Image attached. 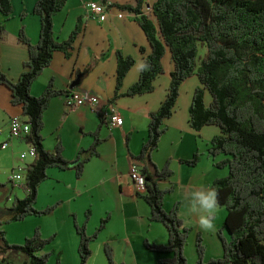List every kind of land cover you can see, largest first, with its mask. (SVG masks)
<instances>
[{
  "label": "trees",
  "instance_id": "1",
  "mask_svg": "<svg viewBox=\"0 0 264 264\" xmlns=\"http://www.w3.org/2000/svg\"><path fill=\"white\" fill-rule=\"evenodd\" d=\"M67 2L39 0L35 5L34 13L41 20V37L38 43H33L25 26L20 29L19 42L28 48L30 57L18 80H12L3 71L0 54V86L10 90L13 105L22 107L23 115L31 124L26 138L37 151V157L23 172L26 196L16 197L9 208L12 220L52 212V206L42 210L36 207L39 186L47 179V170L51 167L74 168L80 176L89 159H66L61 143L56 151L44 146V113L54 96L67 91L56 89L50 82L41 95L32 94L34 82L52 64L55 53L62 51L70 56L74 48L80 28L63 41L56 38L54 31V17ZM147 3V0H137L136 4H117L118 8L135 14V21L144 30L151 47L149 53L141 47L144 63L140 77L125 94L136 96L154 92L157 79L166 73L164 61L167 55L173 65L166 98L158 110L150 113L149 138L140 157H150L154 172L144 169L147 192L139 194L151 207V221L166 226L169 241L163 245L145 240V245L151 251L171 253V257L160 261L161 264H189L186 246L192 228L184 225L179 203L169 211L164 208V199L174 187L163 189L159 185V181L174 175L172 160L168 159L160 168L151 159V154L159 150L167 131L166 122L177 110L183 83L196 75L200 86L193 94L189 121L196 130L205 126L219 128L210 153L214 157L227 155L217 165L228 167L229 174L217 178L213 184L218 204L228 210L224 225L217 232L223 254L207 259V247L203 235L199 234L195 264H264V0H154L152 5L148 3L153 18L144 12ZM0 12L10 16L14 12L12 0H0ZM5 33L6 26L0 21V43ZM202 49H205L203 53ZM135 63V57L118 52L116 95ZM208 93L210 102L207 101ZM102 118L105 122L103 115ZM94 134L98 136L97 132ZM98 143L97 138L88 149L91 156L98 154ZM198 161V153L192 159L184 160L192 166ZM0 187L4 184L0 183ZM104 223L105 220L99 230ZM76 227L80 235V264H88L91 244L97 234L89 235L85 225ZM0 235L6 241L4 231L0 230ZM49 241L37 230L23 245H10L6 241V246L26 253L31 260L25 264H48V255H39V252ZM106 255L109 264H125L115 260L110 245L106 246ZM0 264L8 263L0 257ZM56 264L63 263L59 259Z\"/></svg>",
  "mask_w": 264,
  "mask_h": 264
},
{
  "label": "crops",
  "instance_id": "2",
  "mask_svg": "<svg viewBox=\"0 0 264 264\" xmlns=\"http://www.w3.org/2000/svg\"><path fill=\"white\" fill-rule=\"evenodd\" d=\"M38 1L12 0L14 12L10 16L0 12V21L6 26L4 39L0 43L2 69L15 81L26 70L24 64L30 57L28 48L19 42L22 26H25L26 33L33 43L40 41L41 20L34 13ZM90 1L101 0H68L65 8L55 15L54 31L58 40H67L77 28L80 30L71 55L66 56L62 51L56 52L52 64L43 71L32 86V94L35 96L41 95L50 82H53L56 89L67 91L65 94L54 96L44 113L42 133L45 148L56 151L58 144L61 143L66 159L70 161L79 158L89 159L80 176L74 168L66 170L49 168L47 179L39 186L37 199L39 200L40 196L46 193L49 199L44 201V206L54 205L52 212L55 215L59 211L65 222L68 235L67 250L71 251L72 259L68 261V252L61 250L59 257L62 258L63 264H80V254L75 255L76 252L79 253L80 245V235L76 226L85 225L87 233L94 235L93 230L98 220L101 221L100 224L98 222L100 226L104 220L107 222L101 229L106 232L104 234L101 233L102 231L98 232L100 226L97 225L99 226L96 227L97 232L95 231L97 235L91 244L92 254L99 251L101 246L104 247L106 254V246L110 245L118 263L161 264L160 261L171 257V253L151 251L146 247L145 240L166 245L169 241V233L164 224L151 221V207L136 190L131 176V166L137 162L143 172L146 168L149 172H154L150 157L140 156L144 143L149 138L150 113L158 110L166 98L173 65L170 63L169 67L166 66V57L164 61L166 73L157 79V88L154 92L136 96L126 95L127 90L140 77L144 63L141 47L144 46L147 53L151 52L144 30L135 21V14L117 7L119 4H136L137 0H108L111 10L108 19L103 22L86 17L85 4ZM147 2L152 5L154 0ZM150 5L148 9H146L147 4L145 5L144 12L153 18ZM122 11L124 17H119ZM126 13L129 14L130 20H125ZM118 52L135 57L136 63L126 75L123 87L116 95ZM192 79L193 77L186 80L182 88L188 81L192 82ZM77 80L79 83L72 87ZM161 83L163 87L160 88ZM198 86L200 84H195L191 89L192 100ZM73 91L96 94L103 104L115 99L113 104L123 116L124 124L121 127L111 128L107 121L103 122L101 109L98 107L84 105L68 110L65 98ZM185 107L186 110L177 108L175 114L167 120V131L161 139L159 150L151 154V159L160 168L168 159L172 160L174 175L159 181L163 189L174 187L164 199V208L169 211L179 203L184 225L192 228L190 237L193 236L196 242L197 236L202 234L209 256V247L212 245L219 253L223 252L220 241L209 239L206 234L217 235L224 225L228 210L224 205L218 204L219 210L212 218L215 228L205 231L199 228V219L204 213L192 212L191 205L196 200L194 196L196 192L213 191L214 181L229 174L228 167L221 168L217 165L227 155L220 154L217 157L211 155L212 140L220 133L219 128L205 126L201 130L194 129L189 121L191 103ZM0 109L2 140H8L10 143L8 148H1L3 152H9L5 154L8 159H4L8 160L7 163L11 166L8 168H11V171L22 168L24 176L26 167L36 157L31 156L30 150L33 145L26 137H10L12 117L22 116L25 119L27 117L23 115L21 106L12 104L11 92L5 86H0ZM96 132L98 136H95ZM97 138L99 139L98 154L92 156L90 152L86 154ZM24 153L26 156L22 157ZM196 153L199 154L196 165L192 166L184 162L192 159ZM96 205L97 214L93 216ZM89 211H91L90 216ZM117 214L122 217V227L108 231L111 228L108 221ZM106 216L108 218H105ZM225 234L229 237L228 232ZM188 249L189 247H186L187 256ZM194 257V248H190V260ZM88 264H93L91 257Z\"/></svg>",
  "mask_w": 264,
  "mask_h": 264
},
{
  "label": "rangeland",
  "instance_id": "3",
  "mask_svg": "<svg viewBox=\"0 0 264 264\" xmlns=\"http://www.w3.org/2000/svg\"><path fill=\"white\" fill-rule=\"evenodd\" d=\"M135 1V0H134ZM149 8V4L147 3L146 9ZM124 18H122L123 20ZM129 14L126 13L125 20H130ZM205 51V49H202V53ZM171 58L170 55H167L166 58V66H170ZM195 84H200L198 77L195 75L193 76L192 82L188 81L186 85H184L183 88H181V95L179 98L180 102L177 106L179 110H186L185 105L188 107L190 103H192V97H191V89L194 87ZM163 87V84L161 83L160 88ZM211 95L207 94V101L210 102ZM1 110V109H0ZM213 128H218L216 126H213ZM8 151H2L0 149V183L4 184V187H0V230L4 231L6 241L10 245H23L25 243L26 238L33 236L37 230H39L43 236V238L50 240L43 250L39 252V255L46 254L48 255V264H56L57 261L61 258L59 257V252L61 250H65V253L68 252L67 259L70 261L72 259L71 251L67 250V230L65 228V222L60 216V212L57 211V213L54 215L53 212L42 214V215H29L26 218L22 220H12L11 219V211L10 207L13 205V202L16 197L24 198L26 196V189L24 186L23 180H12L11 175L14 173H21L19 168H15L14 170L11 168L10 164H8V157L5 156V154H8ZM89 151H86V154H88ZM19 157V156H17ZM5 158V159H4ZM227 169V168H226ZM228 170V169H227ZM219 174V173H218ZM216 174V175H218ZM48 196L45 194H42L40 196V199L36 202V207L39 210L45 209L48 206H44V201H47ZM98 205V204H97ZM97 205L94 206L95 211L94 215L97 214ZM44 206V207H43ZM54 206V205H51ZM87 213V212H86ZM91 211H89L88 215L90 216ZM88 217H86V221L88 220ZM96 218V217H94ZM105 218H108L106 216ZM92 222L94 223L95 220L93 219ZM101 221H97V224L95 226V229L93 230L94 234H97V228L99 227ZM107 223V222H105ZM108 224H111V228L108 229V231L112 229H119L122 227V217L120 214L114 215L111 220L108 221ZM99 225V226H97ZM96 231V232H95ZM102 230L98 229V232H101ZM106 231H102L101 233H105ZM206 237L209 239H213L214 241H220V238L216 234H210L207 233ZM6 241H4L3 238H1L0 235V257L5 258L8 264H25L26 262H29L31 258L24 253L23 251H17V250H11L7 248ZM196 242L193 239V236L189 238V242L186 247H189L188 249V261L189 264H195L197 260V249H196ZM206 244V242H205ZM222 251L223 246L221 243ZM190 248H194L195 257L190 260ZM210 255L207 256V259L210 258H217L223 254V252L219 253L215 250V246L212 245L209 247ZM75 255L79 256V253H75ZM62 260V258H61ZM91 261L93 264H109L108 259L105 254L104 247L101 246L99 251L95 252L91 256Z\"/></svg>",
  "mask_w": 264,
  "mask_h": 264
},
{
  "label": "built area",
  "instance_id": "4",
  "mask_svg": "<svg viewBox=\"0 0 264 264\" xmlns=\"http://www.w3.org/2000/svg\"><path fill=\"white\" fill-rule=\"evenodd\" d=\"M86 17L98 20L100 22L108 19L111 4L103 3L102 1H90L85 4ZM119 17H124V12H120ZM66 107L68 110H74L80 106L89 105L101 109V115L104 116L111 128L121 127L124 124V118L121 115L118 107L113 103L103 104L98 95L91 92H77L73 91L66 95ZM31 131V124L22 116H14L10 122V137L23 138L27 137ZM0 145L2 149L9 147V141L2 140V131H0ZM31 156L37 157L36 148L33 146L30 150ZM24 153L22 157H25ZM21 173H14L11 175L12 180H23L22 168H19ZM131 176L135 182L136 190L139 193L147 192V178L143 172L140 164L134 162L131 166Z\"/></svg>",
  "mask_w": 264,
  "mask_h": 264
},
{
  "label": "clouds",
  "instance_id": "5",
  "mask_svg": "<svg viewBox=\"0 0 264 264\" xmlns=\"http://www.w3.org/2000/svg\"><path fill=\"white\" fill-rule=\"evenodd\" d=\"M194 196L196 200L191 205V211L204 213L200 216L199 228L205 231L214 230L215 225L212 218L219 210L217 193L214 190L206 193L196 192Z\"/></svg>",
  "mask_w": 264,
  "mask_h": 264
},
{
  "label": "water",
  "instance_id": "6",
  "mask_svg": "<svg viewBox=\"0 0 264 264\" xmlns=\"http://www.w3.org/2000/svg\"><path fill=\"white\" fill-rule=\"evenodd\" d=\"M78 83H79V80H77V82H74V83L72 84V87H75Z\"/></svg>",
  "mask_w": 264,
  "mask_h": 264
}]
</instances>
